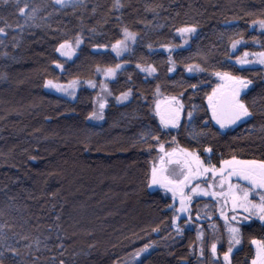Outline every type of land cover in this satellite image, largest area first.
Wrapping results in <instances>:
<instances>
[{
  "label": "trees",
  "instance_id": "obj_1",
  "mask_svg": "<svg viewBox=\"0 0 264 264\" xmlns=\"http://www.w3.org/2000/svg\"><path fill=\"white\" fill-rule=\"evenodd\" d=\"M25 2L26 11L38 9L28 23L16 0L0 3V28L4 29L0 33V94L13 96L0 98V102L14 99L18 105L13 118L4 115L0 120L3 264H137L134 253L146 245L151 247L140 257L143 264H196L198 258L190 254L196 227L175 233L170 198L148 190L151 157L159 145L141 143L139 137L150 126L160 135L161 144H173L176 131L164 134L152 112L159 85V95L182 99L183 123L187 111L197 106L189 131L192 127L200 130L204 120L210 122L209 135L201 138V145L181 128L175 146L189 151L198 148L201 159L208 156L203 147L211 146V162L217 166L221 159L233 157L264 160V70L240 69L232 63L234 55L231 60L226 56L230 38H240L237 33L243 34L246 44L236 56L264 51V33L250 27L264 15V0H121L125 6L119 11L113 7L114 0H83L77 7L63 9L51 0H20L19 7ZM148 5H159L158 14L146 11ZM191 25L198 31L188 47L179 49L176 29ZM124 26L139 36L119 61L109 49L122 39ZM77 33L83 43L59 72L54 61H62L55 48ZM163 47L178 50L167 55L157 50ZM206 54L205 65L201 57ZM120 62L126 67L108 84L111 105L98 125L87 119L92 113V91L79 89L72 102L44 91L45 80L100 84L96 69L114 68ZM137 63L155 67V75L145 78L136 69ZM188 64H199L205 70L191 75L185 70ZM171 65L175 71L169 73ZM216 71L253 81L245 97L250 106L255 102L253 117L223 134L206 112ZM22 77L32 82L34 93L19 85L14 95L13 84ZM190 84H198L195 94ZM129 89L133 93L130 101L115 105V97ZM60 139L66 141L59 143ZM66 176L77 179L73 188L66 189ZM207 203L212 202L193 204V221L198 207ZM200 215L203 220L209 216L206 212ZM241 232L242 243L231 257L232 264H251V241H264V226L252 221ZM7 245L19 255L13 257L5 250Z\"/></svg>",
  "mask_w": 264,
  "mask_h": 264
},
{
  "label": "snow or ice",
  "instance_id": "obj_2",
  "mask_svg": "<svg viewBox=\"0 0 264 264\" xmlns=\"http://www.w3.org/2000/svg\"><path fill=\"white\" fill-rule=\"evenodd\" d=\"M10 0H0L2 4H8ZM53 6H58L59 9L67 7H77L83 0H51ZM20 0H16V6L19 8V13L24 17L25 23L35 19V15L38 11L37 8H32L31 11H26L28 8L25 2L24 7H19ZM125 5L121 3V0H114L113 7L119 11ZM159 5H148L146 11H151L154 14L156 8ZM95 9H93V12ZM120 17H117L119 20ZM250 27H258L262 33H264V15L258 20H254ZM95 31V29H90ZM177 34L181 37L184 44L189 43V39L197 33L198 28L196 25L178 27L176 29ZM4 29L0 28V33H3ZM139 34L130 31L127 26L122 28V39L116 40L111 45V51L116 54L119 58L123 53L131 51V45L135 44ZM240 38H230L229 49L226 52V56L231 60V55L238 50L239 46L246 44L243 39L242 33H237ZM255 42V41H253ZM83 43L81 34L77 33L71 40L65 39L64 42L60 43L55 48V52L61 57H67L72 59L75 55V48H79ZM98 47H106L104 45H98ZM151 51L152 45H148ZM183 47V45H181ZM165 51L171 52L172 49L165 48ZM251 57H255L253 60ZM201 60L207 64V54L201 57ZM169 63H172L171 57H169ZM259 64L264 66V51L260 52H248L245 51L242 56H237L235 60L236 65H248V64ZM54 66L64 71L63 62H55ZM122 65L117 63L114 68H108L105 70V75L109 78L115 77L117 70L121 69ZM136 67L140 72H146L149 76L156 73L157 69L149 65L147 68L142 67L139 63ZM189 74L203 72L205 69L199 64H188L185 69ZM97 72L101 69L97 68ZM175 71V67H169L168 72L172 73ZM218 80L222 81L221 85L212 89L211 94L207 96L208 108L206 112L211 113V121L215 122L219 126L220 134L224 133V130L236 125L241 121L250 120L254 112L252 110L253 105L250 106L245 101V97L253 84L251 79H244L240 76L233 75L229 71H216L213 72ZM78 81H71L68 85H60L54 83L52 80H45L44 87L47 89H55L57 92H62L64 95L70 96L73 99L75 96V86ZM89 87L94 88L95 84L89 81ZM159 85H157V94L159 93ZM189 87L195 94L198 89V84H190ZM107 91V89H105ZM132 89L122 92L119 96L115 97L118 104H123L130 101L132 97ZM184 93H180V97H183ZM191 99V98H189ZM106 107L104 102L99 103L101 112L98 114L93 111L89 116L88 120H102L103 109ZM185 112V105L181 98L172 97L168 101V108L166 112L161 113L160 104H156L155 115L160 118V126L162 130H165L164 134L171 135V132L167 130H175L176 135L172 136V143H177L176 136L179 135L181 128H184L189 134V139L194 141L197 145L202 144V137H207L210 132V122L204 120L200 130L195 127L189 131V126L196 120L197 106L192 105L191 110L187 111V122H182V116ZM215 134V133H213ZM139 141L144 144H148L149 141H154L159 145L157 151L160 153V165L159 167L153 162L151 169V178L149 181V187L158 185L166 193L172 194L173 201L175 202L179 197V207H176L175 203L169 205V210L173 211L171 220L172 228L175 230L177 235L182 234V229L178 224V221L185 220V226L189 228L193 225L194 221L191 215L190 205L195 197H211L212 200L216 201L217 204L223 200V204L218 208L220 219L224 221V228L228 234V248L227 251L223 252L222 260L223 264H232L231 257L233 255V249L242 243V232L241 228L245 223L252 221L253 218L258 219L261 225H264V160H238L233 157L231 160L221 159L219 165L213 164L212 153L213 148L211 146L203 147V153L208 154L206 159H201L199 149L191 150L185 148L173 149L167 151L164 144L160 143V135L157 131H154L148 126L139 137ZM151 151V146H149ZM167 165H177L179 171L176 168H168ZM235 180V182H233ZM243 182V183H241ZM205 185L202 187L201 185ZM252 197H258L259 202L256 203ZM202 217L197 211L195 217L196 222V241L193 245H190V254L197 256L198 259L196 264H221V257L218 251V244L220 243L219 238L216 237L217 227L215 224H209V229L212 232V239L209 242L205 238L204 230L199 226V222ZM209 221L212 220V216H208ZM158 231V229H154ZM2 233V228H0ZM3 239L0 234V240ZM27 239V237H24ZM251 244L255 246L256 255L251 260V264H264V241L252 240ZM39 241H37V248ZM31 248V245H28ZM62 247V245H61ZM151 245H146L144 248L134 253L137 264H143L140 257L142 254L147 253ZM6 251H10L12 256H18L19 251L13 248L11 245L5 246ZM63 255V253H61ZM4 252L0 251V264H3ZM60 264H64L61 261Z\"/></svg>",
  "mask_w": 264,
  "mask_h": 264
},
{
  "label": "rangeland",
  "instance_id": "obj_3",
  "mask_svg": "<svg viewBox=\"0 0 264 264\" xmlns=\"http://www.w3.org/2000/svg\"><path fill=\"white\" fill-rule=\"evenodd\" d=\"M255 29L256 30H258V31H260V29L258 28V27H255ZM261 32V31H260ZM176 35H177V37H178V39L180 40V48L179 49H184V48H186V47H188L189 46V43H190V41H191V39L194 37V35L191 37V38H188V37H185L186 39H189V43L188 44H184L183 43V40L181 39V37L176 33ZM123 38V37H122ZM134 45L135 44H132L131 45V49L134 47ZM181 45H183V47H181ZM165 48H170V49H172V51L171 52H168V51H165ZM239 49H240V46L238 47V50L235 52V53H233L232 55H234L235 56V58L232 60V63L233 64H235V60H236V58H237V56H242L243 55V53L244 52H242V53H240L239 55H237L236 56V54H237V52L239 51ZM158 51H162V52H164L165 54H167V55H170V54H172L173 52H175V51H177L178 49H176V48H172V47H163V48H159V49H157ZM109 51L116 57V59H118L119 61L124 57V56H126V55H128L129 53H130V51L129 52H126V53H123V55L121 56V57H117L116 56V54L114 53V52H112L111 51V49H109ZM57 54V56H58V58L62 61V62H64V63H69V62H71L74 58H75V56H76V54H77V48H75V55H73L72 56V59H67V57H61V56H59V54L58 53H56ZM253 60H255V57H251ZM119 64H121L122 65V67H121V69H119V70H117V73H116V75L122 70V69H124L125 67H126V65L124 64V63H122V62H120ZM236 65V64H235ZM238 68H240V69H262V70H264V66H262V65H259V64H255V63H253V64H248V65H244V66H241V65H236ZM171 67H173L172 65H171ZM147 68V67H146ZM57 69V68H56ZM137 70H138V72L142 75V76H144L145 78H152L153 77V75H155V73L153 74V75H151V76H149L146 72H140V70L138 69V68H136ZM59 72L61 71L60 69H57ZM106 70V69H105ZM105 70H101L100 72H98V75H99V77H100V79H101V82H100V84H95L94 82H92L93 84H95V87L94 88H92V87H89L88 86V84H89V81H87V82H79L78 81V84L75 86V96L77 95V92L79 91V89H81V88H85V89H87V90H89V91H92L93 93H94V98H93V105H92V112L93 111H95L96 113H100L101 112V109L99 108V103L100 102H104L105 103V105H106V107L103 109V116L105 115V113H106V110L109 108V106L111 105V97H110V94H109V86H108V84L109 83H111L114 79H115V77H116V75H115V77H113V78H109V77H107L106 75H105ZM199 72H197V73H192L191 75H195V74H198ZM27 81H30L28 78H26V77H22V78H20V80L19 81H16V82H14V84H13V92H14V95H15V91H17L18 90V86L20 85V86H22V85H24V87H25V89L27 88V90L29 91H31V93H34L35 92V89H34V86L32 85V82L30 83V82H27ZM213 82H214V85H213V87H212V89L213 88H215V87H217L218 85H221L222 84V81H220V80H218L215 76H213ZM54 83H56V82H54ZM70 83V82H69ZM69 83H66V84H62V83H57V84H60V85H68ZM23 87V88H24ZM250 88H251V86H250ZM105 89H107V91L105 90ZM212 89H211V92H212ZM44 91L46 92V93H49V94H53V95H56L57 97H61V98H63V99H66V100H68V101H74L75 99H73L72 97H70V96H67V95H64L62 92H57L55 89H47V88H45L44 87ZM248 90H246V92H247ZM211 92H210V94H211ZM34 95V94H33ZM0 98H13V96H10V94L8 93V94H0ZM171 98L172 97H164V96H161V95H159V94H157L156 95V97H155V100H154V104H153V107H152V112H153V116L155 117V119L157 120V122H158V124L160 125V118L158 117V116H156L155 115V109H156V104L157 103H159L160 104V110H161V113H164V112H166V110H167V108H168V101H170L171 100ZM129 102V101H128ZM128 102H125V103H123V104H118L117 102H116V100H114V104L115 105H124V104H126V103H128ZM0 103H2V104H4V105H1V107L2 108H0V113H2L3 115L0 117V120H4L5 119V117H4V115L5 116H8L9 118H13V115L15 114V113H13V111L15 110V109H18V108H16L15 106H18L17 104H16V102L14 101V99H12L11 101H8V102H6V103H3V102H0ZM206 107L208 108V104H207V97H206ZM209 113V117H210V121H211V113L210 112H208ZM23 117H26V112H24L23 113ZM104 119H102V120H88V122L90 123V124H92V125H98V124H100L102 121H103ZM21 122V121H20ZM245 121H241V122H238L236 125H233V126H231L230 128H227V129H225L224 130V133L225 132H227V131H230V130H233V129H235V128H237L238 126H240L242 123H244ZM211 123L215 126V127H217L218 128V130H219V126L218 125H216L215 124V122H213V121H211ZM161 127V126H160ZM165 131V130H164ZM167 131H175V130H167ZM220 131V130H219ZM67 132V131H66ZM70 131H68V133H69ZM66 140L65 139H60V141H59V143H64ZM165 146V149L167 150V151H172L173 149H178L179 147H177V146H175L174 144H166V145H164ZM159 147V146H158ZM158 147L156 148V150H155V154L151 157V162H150V173H149V181H150V178H151V169H152V166H153V162H155L156 163V165L159 167V165H160V159H159V157H160V153L157 151V149H158ZM206 155H208V154H206ZM167 167L168 168H176L177 169V171H179V167L177 166V165H167ZM62 168V167H61ZM61 170H64V168L63 169H61ZM121 172V171H120ZM56 174V173H55ZM63 173L61 172H59V176H61ZM106 174H109V173H106ZM108 176H110V177H113L112 175H108ZM114 178V177H113ZM65 185H66V189L67 188H73L74 186H75V184H76V178L75 177H68V176H66L65 177ZM233 182H235V180L233 181ZM241 183H243V182H241ZM202 187H205V185H201ZM148 190L150 191V192H155V191H160L163 195H165V196H167L168 198H170V200H171V204H173V203H175V205H176V207H179V197H177V199H176V201L174 202L173 201V198H172V194L170 193V192H165L163 189H161L158 185H153L151 188L149 187V182H148ZM252 199L254 200V202H256V203H258L259 202V198L258 197H252ZM198 200H204V201H211L212 203H207V204H204V205H201V206H199L198 207V210H199V213H202V212H206L209 216H212V220L211 221H209L207 218H205V220H203L204 218L202 217V219H201V221L199 222V226L204 230V233H205V238L209 241V242H211V239H212V232L210 231V229H209V224H215L216 225V227H217V232H216V237L217 238H219V240H220V243L218 244V251H219V254H220V257H221V264H223V260H222V256H223V251L225 252V250L227 251V248H228V234H227V231H226V229L224 228V221L222 220V219H220V216H219V211H218V208L220 207V205H222L223 204V200H221L220 202H219V204H217V202L216 201H214V200H212V198L209 196V197H195V198H193V201H192V203H191V205H190V209H191V213H192V210H193V204L195 203V202H197ZM197 210V211H198ZM172 213H173V211H172ZM187 219V216H185V220ZM185 220H181V221H178V224L180 225V227H181V229L183 230V229H189L188 227H186L185 226ZM205 222V224L204 225H201L202 224V222L203 221ZM252 221H255V222H258L260 225H261V223H260V221L258 220V219H255V218H253L252 219ZM252 221H250V222H252ZM250 222H247V223H245V224H248V223H250ZM262 226H264V225H262ZM194 227H196V222H195V220H194V223H193V225L190 227V229L191 228H194ZM239 247H240V245H237L234 249H233V254L239 249ZM252 248H253V251H254V257H255V255H256V249H255V246H253L252 245ZM224 249V250H223ZM222 253V254H221ZM145 254V253H144ZM143 255V254H142ZM191 256H194V255H191ZM194 257H196V258H198L197 256H194ZM253 257V258H254Z\"/></svg>",
  "mask_w": 264,
  "mask_h": 264
}]
</instances>
